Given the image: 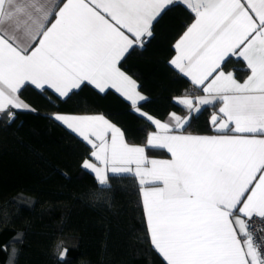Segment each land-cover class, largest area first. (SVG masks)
<instances>
[{
  "label": "snow or ice",
  "instance_id": "snow-or-ice-1",
  "mask_svg": "<svg viewBox=\"0 0 264 264\" xmlns=\"http://www.w3.org/2000/svg\"><path fill=\"white\" fill-rule=\"evenodd\" d=\"M178 2L194 19L169 63L204 93L179 99L188 116H147L157 131L145 146H130L102 115L52 118L91 146L99 166L82 167L99 185L108 173L138 179L150 242L166 264H264L253 235L264 231L253 220L264 222V0H0V113L35 111L19 95L29 85L66 99L84 84L115 89L139 112L145 97L121 61ZM233 58L249 73L243 82L225 69ZM215 103L220 134H183L193 113ZM146 147L171 158L149 159Z\"/></svg>",
  "mask_w": 264,
  "mask_h": 264
},
{
  "label": "trees",
  "instance_id": "trees-1",
  "mask_svg": "<svg viewBox=\"0 0 264 264\" xmlns=\"http://www.w3.org/2000/svg\"><path fill=\"white\" fill-rule=\"evenodd\" d=\"M193 19L182 3L171 6L148 41L120 64L148 97L140 108L160 120L189 114L176 98L200 92L169 63ZM225 69L239 78L246 72L233 59ZM19 95L35 111H15L11 121L8 113L0 116V264H166L151 245L138 180L110 175L107 185H99L82 167L88 145L52 117L101 114L122 129L128 144L142 146L152 124L116 92L100 93L88 84L66 99L31 85ZM217 110L214 104L193 113L183 132H213Z\"/></svg>",
  "mask_w": 264,
  "mask_h": 264
},
{
  "label": "crops",
  "instance_id": "crops-1",
  "mask_svg": "<svg viewBox=\"0 0 264 264\" xmlns=\"http://www.w3.org/2000/svg\"><path fill=\"white\" fill-rule=\"evenodd\" d=\"M178 3H182V2H178ZM183 4V3H182ZM176 55V52H174V55L171 57V59L174 57ZM170 59V60H171ZM233 60H235V58H233ZM241 62V64L243 65V67H244V69H245V74L242 76V78H239L237 75H236V73H235V71L234 70H226V71H231V72H233L234 73V75L236 76V78L239 80V81H241V82H243V80L244 79H246L247 78V75L249 74L248 73V71L246 70V67H245V64H244V62L243 61H240ZM172 66V65H171ZM176 71H178L174 66H172ZM122 70V69H121ZM123 71V70H122ZM125 72V71H124ZM179 72V71H178ZM126 73V72H125ZM180 73V72H179ZM128 76H130L133 80H135L131 75H129L128 73H126ZM181 74V73H180ZM182 76H183V74H181ZM185 77V76H184ZM186 79H188L187 77H185ZM189 80V79H188ZM136 81V80H135ZM190 81V80H189ZM136 83H137V81H136ZM191 83V82H190ZM137 85H138V83H137ZM92 86V85H91ZM32 87H34V86H32ZM93 87V86H92ZM195 87V86H194ZM94 88V87H93ZM196 88V87H195ZM196 89H198V88H196ZM97 91H99L98 89H96ZM107 90H112V91H114V92H116L115 91V89H106V91ZM137 90L140 92V94L141 95H143L144 97H145V100L148 98L147 97V95L146 94H144V93H142L140 90H139V87L137 88ZM198 90H200V89H198ZM49 91H51L52 93H54L52 90H49ZM119 96H121L118 92H116ZM55 94V93H54ZM56 95V94H55ZM201 95H204V93L202 92V90H200V92L198 93V94H196V95H182V96H179L178 98H176V101L178 102L179 101V99H181V98H184V97H196V96H201ZM124 100H126L130 105H131V107H132V110L134 111V113H136L137 115H139V116H141L140 115V113H144L145 115L144 116H141V117H143V118H145L148 122H150L151 123V121H149L148 119H147V116H151L154 120H158V121H160L161 123H168V124H172L173 123V121H172V114H170L166 119H164V120H160V119H158V118H156V117H154V116H152V115H150L149 113H147V112H145L144 110H142L141 108H140V104L143 102V101H145V100H143V101H139L138 102V104H137V106L136 107H138L139 108V112H137L136 110H135V108H134V106L132 105V103H131V101H128L127 99H125L123 96H121ZM179 103V102H178ZM180 104V103H179ZM215 104H218V110H217V112H215L214 114H217V115H219V107H220V104L219 103H215ZM181 105V104H180ZM210 105H214V104H210ZM210 105H205V106H210ZM182 107H184V108H186L185 106H183V105H181ZM205 106H202V108L203 107H205ZM201 108V109H202ZM187 109V108H186ZM22 111V110H17V109H12V108H9L8 110H6L5 111V113H8L9 111ZM1 114L2 113H0V116H1ZM55 114H65V115H74V116H86V115H88V116H92V115H101V114H72V113H55ZM54 114V115H55ZM173 114H175V115H177V116H180V117H185V116H188L189 114H186V115H183V116H181V115H178V114H176V113H173ZM194 114H197V113H194ZM213 114V115H214ZM53 115V116H54ZM212 115V116H213ZM103 116V115H102ZM105 119H107L106 117H104ZM55 120V119H54ZM110 123H112L109 119H107ZM56 121V120H55ZM59 124H61L62 126H64L68 131H70L72 134H74L76 137H78L80 140H82L83 141V139L81 138V137H79L76 133H73L70 129H68L65 125H63L61 122H59V121H57ZM112 124H114V123H112ZM152 124V123H151ZM115 125V124H114ZM116 127H118L117 125H115ZM152 126H153V130L152 131H150V132H155V131H157V129H156V127H155V125L154 124H152ZM121 131H122V129L120 128V127H118ZM123 132V131H122ZM149 132V133H150ZM183 134H186V135H199V136H211V135H217V134H220V133H217L216 131H215V129L213 128V132H210V133H190V132H183ZM228 134H231V133H228ZM125 138V137H124ZM109 139H110V135H109ZM147 141V140H146ZM86 145H88L87 144V142H85V141H83ZM125 142H126V140H125ZM127 143V142H126ZM130 146H142V145H131V144H129ZM88 147L90 148V151H92V149H91V146L90 145H88ZM156 149V148H151V147H146V149H145V154L148 156V158L149 159H170L171 157H170V154L167 152V150L166 149H156V150H161V151H163V152H165L166 153V155L165 156H162V155H150V154H148L147 153V149ZM90 162H92V163H95V164H97V166H99V162L98 161H95V159H94V157H92L91 156V152H90V156L87 158ZM85 170H87L88 172H90L94 177H95V174L93 173V172H91V170H88V169H85ZM108 175L110 176V175H113V174H111V173H108ZM122 175H128V176H133V175H131V174H122ZM134 177V176H133ZM137 179V178H136ZM138 180V179H137ZM141 199H142V196H141ZM142 204H143V202H142ZM161 257V256H160ZM162 258V257H161ZM163 259V258H162ZM166 263V262H165Z\"/></svg>",
  "mask_w": 264,
  "mask_h": 264
},
{
  "label": "built area",
  "instance_id": "built-area-1",
  "mask_svg": "<svg viewBox=\"0 0 264 264\" xmlns=\"http://www.w3.org/2000/svg\"><path fill=\"white\" fill-rule=\"evenodd\" d=\"M148 41V38H146L145 43ZM14 113L15 116V111H10ZM254 223L260 228V229H264V222H261L260 220L256 219L255 217L253 218ZM253 235L256 239V242L260 245V249L262 252H264V231H259L256 230L255 228L253 229Z\"/></svg>",
  "mask_w": 264,
  "mask_h": 264
}]
</instances>
